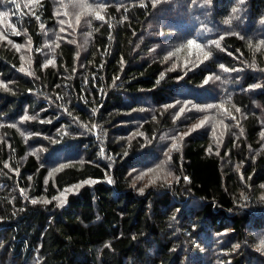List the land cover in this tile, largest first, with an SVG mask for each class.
Wrapping results in <instances>:
<instances>
[{"label": "trees", "instance_id": "16d2710c", "mask_svg": "<svg viewBox=\"0 0 264 264\" xmlns=\"http://www.w3.org/2000/svg\"><path fill=\"white\" fill-rule=\"evenodd\" d=\"M263 126L264 0H0V264H264Z\"/></svg>", "mask_w": 264, "mask_h": 264}, {"label": "rangeland", "instance_id": "374dc122", "mask_svg": "<svg viewBox=\"0 0 264 264\" xmlns=\"http://www.w3.org/2000/svg\"><path fill=\"white\" fill-rule=\"evenodd\" d=\"M203 119H204V117H199V116H198L196 120H199V122L195 123V124L193 125V128H194V127L198 128V127H199L198 125H199V124H202ZM262 137H263V140H264V126H263V130H262ZM68 152H69V151H68ZM55 154H56V153H53V154H52V157H53V158L56 157ZM53 158H52V159H53ZM149 175H150V174H149ZM149 175H148V176H149Z\"/></svg>", "mask_w": 264, "mask_h": 264}]
</instances>
